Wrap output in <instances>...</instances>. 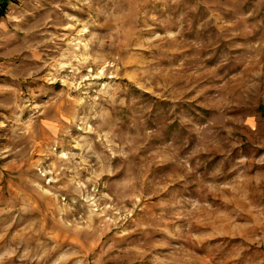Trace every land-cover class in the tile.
Listing matches in <instances>:
<instances>
[{
    "label": "rangeland",
    "instance_id": "obj_1",
    "mask_svg": "<svg viewBox=\"0 0 264 264\" xmlns=\"http://www.w3.org/2000/svg\"><path fill=\"white\" fill-rule=\"evenodd\" d=\"M1 1L0 264H264V0Z\"/></svg>",
    "mask_w": 264,
    "mask_h": 264
},
{
    "label": "trees",
    "instance_id": "obj_2",
    "mask_svg": "<svg viewBox=\"0 0 264 264\" xmlns=\"http://www.w3.org/2000/svg\"><path fill=\"white\" fill-rule=\"evenodd\" d=\"M3 4H4V8H3V9L5 10V8H6V2L3 3ZM4 10H3V11H4ZM3 11L1 10V12H0V17L4 15Z\"/></svg>",
    "mask_w": 264,
    "mask_h": 264
},
{
    "label": "built area",
    "instance_id": "obj_3",
    "mask_svg": "<svg viewBox=\"0 0 264 264\" xmlns=\"http://www.w3.org/2000/svg\"><path fill=\"white\" fill-rule=\"evenodd\" d=\"M3 8H4V4H3V2L0 0V10H3Z\"/></svg>",
    "mask_w": 264,
    "mask_h": 264
},
{
    "label": "crops",
    "instance_id": "obj_4",
    "mask_svg": "<svg viewBox=\"0 0 264 264\" xmlns=\"http://www.w3.org/2000/svg\"><path fill=\"white\" fill-rule=\"evenodd\" d=\"M1 24H6L4 21H3V16L0 17V25Z\"/></svg>",
    "mask_w": 264,
    "mask_h": 264
}]
</instances>
